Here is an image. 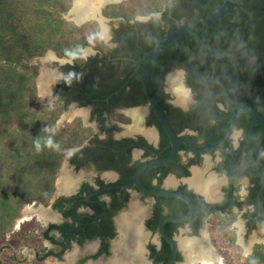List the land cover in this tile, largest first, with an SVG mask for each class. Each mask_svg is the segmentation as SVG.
<instances>
[{"label":"flooded vegetation","instance_id":"af4514ba","mask_svg":"<svg viewBox=\"0 0 264 264\" xmlns=\"http://www.w3.org/2000/svg\"><path fill=\"white\" fill-rule=\"evenodd\" d=\"M80 2L85 15L76 14L79 5L72 0L65 18L79 26L88 25L91 31L96 29L99 38L92 39L80 57L48 54L44 88L50 93L47 109L63 104L57 124L61 120L69 122L74 112L72 121L79 118L93 134L81 145L66 150L50 203L41 202L49 218L43 220L36 215L28 221L39 222L41 229L30 225L27 244L41 239L33 251L45 264L52 260L60 264H167L172 243L163 235L160 223L166 216H186L189 205L177 197L150 195L135 184L128 185L143 163L166 157L171 151L168 135L148 104L142 78L144 63L138 65L143 54L167 32L208 11L211 0ZM203 30L180 39L178 55L170 57L165 49L152 68L153 88L167 121L177 135L186 137L196 148L209 146L225 133L230 108L236 103L230 101L241 90L221 88L216 102L221 112L219 121L210 105L214 93L208 94L206 78L195 80L192 76L193 81H189L192 72L187 65L192 54L218 49L217 44L211 50L192 47L203 40L198 34ZM178 61L180 65H175ZM179 70L189 89L185 103L177 100L175 86L168 79L171 72ZM242 108L229 139L212 151L194 152L182 142L168 163L151 167L141 175L145 186L183 193L193 201L191 218L164 223L165 234L177 246L171 264H201L191 262V251L213 252L225 264L228 253L249 257L264 246V126L257 125L253 135L262 177L249 148L251 121H247L246 114L251 111ZM138 111L141 124L134 130L131 127ZM197 178L199 184L195 183ZM62 182L67 186L65 190L61 189ZM132 234L142 236L138 254L133 253L137 243L127 237L132 238ZM133 256L139 257L138 263Z\"/></svg>","mask_w":264,"mask_h":264},{"label":"trees","instance_id":"16d2710c","mask_svg":"<svg viewBox=\"0 0 264 264\" xmlns=\"http://www.w3.org/2000/svg\"><path fill=\"white\" fill-rule=\"evenodd\" d=\"M222 1L211 0L204 14ZM71 2L0 0V240L10 234L27 204L50 203L66 150L91 135L92 128L79 118L58 126L63 104L50 109L37 105L40 67L36 59L49 50L59 56L80 57L85 46L99 38L96 29L91 31L88 25L79 26L65 18ZM240 3L225 20L202 29L198 34L203 40L192 45L195 50H211L217 44L218 49L192 54L187 65L192 72L190 82L192 76L206 78V87L214 93L210 105L219 121L216 102L221 88L241 89L231 104L251 98L264 113V0ZM181 41L170 45L166 54L178 55ZM138 81L142 82L141 77ZM246 119L251 121V113ZM11 237L17 242L30 238L24 232ZM257 250L246 259L248 264H264V246Z\"/></svg>","mask_w":264,"mask_h":264},{"label":"water","instance_id":"95a60500","mask_svg":"<svg viewBox=\"0 0 264 264\" xmlns=\"http://www.w3.org/2000/svg\"><path fill=\"white\" fill-rule=\"evenodd\" d=\"M240 1L241 0H223L217 7L210 10L208 13L201 16L200 18L189 21L187 23L179 24L176 28L167 32L163 37H161L156 42V44L154 46H152L149 50H147L143 54V57L139 61L138 67L142 63H144L142 78H143L144 89H145V92H146V95L148 98V104L152 107V109L155 112L161 126L163 127V129L165 130V132L168 135L169 146H171V151L166 157L153 158V159L147 160L145 163H143L135 171L133 179L128 185L135 184L140 190H142L143 192L150 194V195H166V196H171V197H177V198L185 200L189 205V213L186 216H184V217L166 216L162 219V221L160 223V228H161L163 235L172 243V252H171V256H170V259H169L167 264H171L172 261L174 260L176 253H177V246H176V243L174 242V240L165 234L164 223L167 220L182 222V221H185V220H188L189 218H191L193 216V213H194L193 201L188 195L183 194V193H178V192L168 191V190H159V189L150 188V187L145 186L141 181L142 173L151 167H156V166L164 165V164L168 163L174 157V155L176 154V152H177V150H178V148L182 142L186 145V147L188 149H190L191 151H194V152L206 154V153L212 151L214 148L219 146L222 142L229 139V137L232 133L234 124H235V119H236V115H237L238 110L242 107H247L252 113V120H251V123L249 126V148H250L252 160H253L256 168L258 169L259 173L261 174L260 166L256 160L255 153H254L253 135H254V131H255V128L257 125L264 126V114L260 112L257 105L253 101L247 100V99L239 100L230 108L229 118H228V123H227L225 133L219 139H217L215 142L211 143L207 147H204V148L193 147L189 143V141L186 137H181L175 133V131L172 129L171 125L167 121V118L165 117L162 106H161V104H160V102H159V100L155 94L154 88H153V82H152L153 64H154L156 58L174 42H176L182 38H189L192 34L198 32V31H201L202 29H204V28H206V27H208V26H210V25H212L218 21L225 20V17L232 10H234L235 8H237L238 6L241 5ZM47 54L56 55V52L53 50H49L47 52ZM175 72L176 73L174 75H176L180 78V84H181L182 88H184V90H186L188 92L189 89L183 81V73L180 70L175 71ZM133 74H134V72L130 75L127 82L130 81ZM39 81H40V79L38 78L37 79L38 84H39ZM169 84H170V80H169ZM261 176H262V174H261ZM38 202H40V201H38ZM17 221H18V218H17V220L15 222V226H14L16 228L20 227L22 224V223H20L17 226L16 225Z\"/></svg>","mask_w":264,"mask_h":264},{"label":"rangeland","instance_id":"374dc122","mask_svg":"<svg viewBox=\"0 0 264 264\" xmlns=\"http://www.w3.org/2000/svg\"><path fill=\"white\" fill-rule=\"evenodd\" d=\"M132 13H133V10L128 11V15L130 17L132 16ZM47 55L48 54L46 53L44 56L38 57L35 61L40 67L36 80L42 74H45L44 69H45V67H47V65H49L48 59L46 57ZM175 73L176 72L174 71V72H171V74H169V80L172 76H175L174 75ZM207 92H211V90L207 89ZM37 94H38L37 105L41 108H46L47 103L48 102L50 103V99H49L50 93L47 94L45 92V88L42 87L41 83H39V84L37 83ZM75 115H76V113H74V112H72L70 114L69 122H72ZM64 122H65V120H61L60 123H58V124H62ZM90 134H93V130L90 132ZM36 202H38V201H36ZM34 203H31L30 205H33ZM39 203L41 204V202H39ZM28 206H29V204H27L23 208L21 215H23L24 211L26 210V208ZM30 225H33V226H35V228H37V227H39L40 224H39V222H34L33 224H31V222L29 223L28 221H26L25 223H22L20 227H17V228L13 227L10 234H8L5 239L0 240V264H45V263H43V261H41V259L40 260H38L39 258L36 259L35 252L33 251V248H36V246L38 247V245H39L38 243L41 240L40 238H38V240H37L38 242L35 244H27V241L24 238L22 240H20L19 242H17L14 240V238H13L14 236L11 237L12 235H15L16 237H18V235L22 232L28 234V228L30 227ZM39 229H41V228L39 227ZM219 246H220V250H221V240H220ZM130 247H132V245ZM226 257L228 259L226 258L227 260H223L225 262V264H248L247 260H246L248 258V255H235L232 253H228V254H226ZM52 261H50L49 264H60V263H54V262L52 263Z\"/></svg>","mask_w":264,"mask_h":264},{"label":"bare ground","instance_id":"6f19581e","mask_svg":"<svg viewBox=\"0 0 264 264\" xmlns=\"http://www.w3.org/2000/svg\"><path fill=\"white\" fill-rule=\"evenodd\" d=\"M83 1V0H82ZM80 0H76V4L79 5V7H77L74 11L76 12V14H83L85 15V13L83 11H81V8L80 6L82 4H80ZM85 10V9H84ZM82 16V15H81ZM82 20V17L81 19ZM52 55V54H51ZM40 81L39 83L42 84V87H44V84H45V74H42L40 77ZM170 83L172 85L175 86L174 90L177 92L178 94V101L181 102V103H185L186 102V98L188 96V93L186 90H184L180 84V79L178 76H172L171 79H170ZM141 124V113L138 111V112H135L134 114V125L131 127L132 129L136 130L137 127H139ZM200 179H195V183L199 184V181ZM65 183V181H64ZM67 183V182H66ZM201 184V183H200ZM211 182H208L207 185H206V192L209 193L210 190H211ZM205 186V185H204ZM67 187L66 184H61V189L65 190ZM205 189V188H204ZM46 209V208H45ZM44 209V207L39 203V202H36L33 204V205H30L26 208V210L24 211L23 215L20 216V218L18 219L17 221V226L20 224V223H25L26 221H30L33 217H35L37 215L38 218H41L43 220H47L49 218V215L47 213V211ZM138 209L136 208V211ZM129 223V222H128ZM127 227V226H126ZM132 228V227H131ZM124 230V229H122ZM130 231H128L129 233L132 232V229H129ZM137 231V230H136ZM127 233V232H126ZM133 233V232H132ZM135 234V233H134ZM129 235V234H128ZM127 235V237L131 240L134 239V242L137 243V246L135 248V250L133 251V253H140V245H141V241H140V237L142 236H139V235H136L134 236L132 234V238H130L129 236ZM126 236V235H125ZM125 238V237H124ZM125 242V241H124ZM129 243V242H128ZM127 243V244H128ZM189 247L193 248L194 245H189ZM128 248V247H127ZM125 248L127 251L128 249ZM124 249V251H125ZM129 253V252H127ZM126 254V253H125ZM194 255L193 258H191V262L192 263H197V262H200L201 264H222V259L221 257L217 256V255H214L213 252H209V253H204V252H199V251H191V255ZM127 255V254H126ZM134 262L138 263L139 260L137 259L138 257H131ZM127 260V259H126ZM128 261V260H127ZM138 261V262H137Z\"/></svg>","mask_w":264,"mask_h":264}]
</instances>
